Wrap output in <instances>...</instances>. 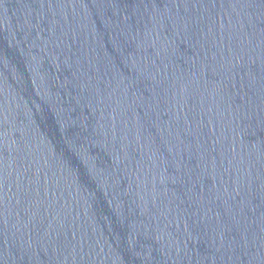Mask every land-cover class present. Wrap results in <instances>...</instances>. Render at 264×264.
Listing matches in <instances>:
<instances>
[{"label": "water", "instance_id": "obj_1", "mask_svg": "<svg viewBox=\"0 0 264 264\" xmlns=\"http://www.w3.org/2000/svg\"><path fill=\"white\" fill-rule=\"evenodd\" d=\"M0 264H264V0H0Z\"/></svg>", "mask_w": 264, "mask_h": 264}]
</instances>
